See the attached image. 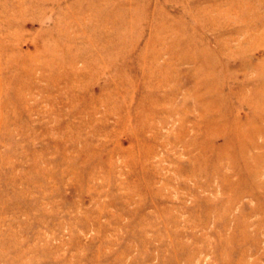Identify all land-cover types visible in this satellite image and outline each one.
I'll return each instance as SVG.
<instances>
[{"label": "rangeland", "instance_id": "obj_1", "mask_svg": "<svg viewBox=\"0 0 264 264\" xmlns=\"http://www.w3.org/2000/svg\"><path fill=\"white\" fill-rule=\"evenodd\" d=\"M0 264H264V0H0Z\"/></svg>", "mask_w": 264, "mask_h": 264}]
</instances>
